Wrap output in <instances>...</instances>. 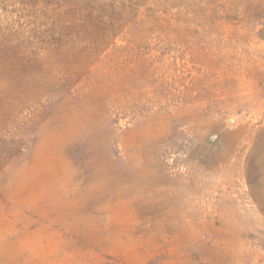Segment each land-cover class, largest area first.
Masks as SVG:
<instances>
[{
  "label": "rangeland",
  "instance_id": "374dc122",
  "mask_svg": "<svg viewBox=\"0 0 264 264\" xmlns=\"http://www.w3.org/2000/svg\"><path fill=\"white\" fill-rule=\"evenodd\" d=\"M0 264H264V0H0Z\"/></svg>",
  "mask_w": 264,
  "mask_h": 264
}]
</instances>
